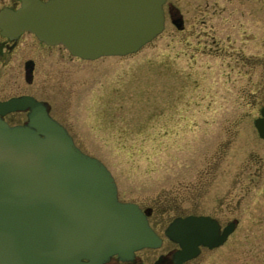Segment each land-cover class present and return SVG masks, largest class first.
Returning a JSON list of instances; mask_svg holds the SVG:
<instances>
[{"label": "rangeland", "instance_id": "rangeland-1", "mask_svg": "<svg viewBox=\"0 0 264 264\" xmlns=\"http://www.w3.org/2000/svg\"><path fill=\"white\" fill-rule=\"evenodd\" d=\"M164 13V31L125 57L82 61L23 35L0 63V101H47L74 144L111 173L119 199L151 209L160 237L178 217L236 222L223 245L187 264H264V140L253 125L264 106V0H168ZM154 250L137 256L165 243Z\"/></svg>", "mask_w": 264, "mask_h": 264}, {"label": "water", "instance_id": "water-1", "mask_svg": "<svg viewBox=\"0 0 264 264\" xmlns=\"http://www.w3.org/2000/svg\"><path fill=\"white\" fill-rule=\"evenodd\" d=\"M166 0H20L0 11V34L25 32L73 57L93 61L137 53L164 30ZM176 29L180 18L173 19ZM30 82L32 62L25 64ZM29 111L24 126L2 117ZM264 140V107L254 121ZM142 212L117 198L114 179L97 159L75 147L46 106L22 96L0 102V264H106L158 248L160 238ZM204 216L175 219L165 235L180 247L176 264L215 249L235 230Z\"/></svg>", "mask_w": 264, "mask_h": 264}, {"label": "flooded vegetation", "instance_id": "flooded-vegetation-1", "mask_svg": "<svg viewBox=\"0 0 264 264\" xmlns=\"http://www.w3.org/2000/svg\"><path fill=\"white\" fill-rule=\"evenodd\" d=\"M43 1H46V0H43ZM20 5V1L19 0H9V5H6L5 4V1H2L1 2V9L3 8H11V9H17L18 6ZM166 13H167V16L169 18H180L182 16V14L180 13V11L177 9V8H174L173 5H171L170 3H167L166 5ZM196 13H199L200 14V17H203V16H206V12L205 11H200L198 10ZM184 30V27H182V29L178 32H183ZM23 35H29L31 36L34 40H36L38 42V44L44 48V47H52V46H48V45H45L44 43L42 42H39L33 35L31 34H28V33H25ZM23 35L21 37H23ZM21 37H19L18 39L16 40H10L6 37H3L1 34H0V63H8L9 60L12 59V56L13 54L16 52L17 50V47H18V43L19 41L21 40ZM59 47V46H58ZM27 62H32V72H31V77H30V82H26V69H25V64ZM23 70H24V80L26 82V84H31L32 80H33V76H34V71H35V62L33 59L31 58H28L26 59L24 62H23ZM31 96L33 98L36 99V97L34 95H31V94H21V95H17V96H13V97H19V96ZM12 98V97H10ZM9 99V98H8ZM6 99V100H8ZM37 101H40L44 104H46V107H47V110H48V113L49 115L55 120L57 121L60 125H62L66 131L69 133V130L67 128V126L65 125V123L62 122V120H60L59 118H57L55 115L52 114V111H51V106L49 105V103L45 100H38L36 99ZM5 101V100H3ZM17 115H20V116H23V119L22 121H19V119H15L16 122H13L11 120H8L7 118L9 117H13V116H17ZM10 118V119H11ZM4 121H6L9 125L11 126H16V125H25L27 123V112H23V113H11V114H8L6 116H4ZM70 135V133H69ZM71 136V135H70ZM72 137V136H71ZM73 139V137H72ZM74 141V139H73ZM150 217H152V213L150 215ZM150 217H149V220H150ZM211 219H214L215 221H217L218 225L221 227V229L224 227L223 223L221 221L223 220H219V218L214 215V216H209ZM155 225H158V224H155ZM153 229L155 230L156 228H154V226L152 225ZM167 227V226H166ZM165 227V229H166ZM164 229V230H165ZM164 230H163V233H164ZM156 231V230H155ZM159 235V234H158ZM162 238V244H161V247L164 246V243H165V251L162 252V253H159L157 255L155 254H152L151 252H149L150 254L147 255V257H138L137 256V253L135 254L133 260L129 263V264H175V260H174V254L179 250V246L177 244H175L174 242L166 239V238ZM200 254L203 252V251H209L208 249H205V248H201L200 249ZM146 251H151V250H146ZM155 252V250L153 251ZM189 263V262H188ZM107 264H124L123 262H121L117 257H112L110 259V261L107 263ZM187 264V263H186Z\"/></svg>", "mask_w": 264, "mask_h": 264}, {"label": "bare ground", "instance_id": "bare-ground-1", "mask_svg": "<svg viewBox=\"0 0 264 264\" xmlns=\"http://www.w3.org/2000/svg\"><path fill=\"white\" fill-rule=\"evenodd\" d=\"M18 113V112H17ZM20 113H23V112H20Z\"/></svg>", "mask_w": 264, "mask_h": 264}]
</instances>
